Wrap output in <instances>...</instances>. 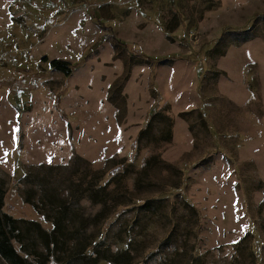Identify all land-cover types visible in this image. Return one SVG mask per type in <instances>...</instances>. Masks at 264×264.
<instances>
[{
  "label": "rangeland",
  "instance_id": "obj_1",
  "mask_svg": "<svg viewBox=\"0 0 264 264\" xmlns=\"http://www.w3.org/2000/svg\"><path fill=\"white\" fill-rule=\"evenodd\" d=\"M121 159L144 202L103 239L125 264L166 262L170 231L200 264H264V0H0L1 211L48 232L46 194Z\"/></svg>",
  "mask_w": 264,
  "mask_h": 264
},
{
  "label": "trees",
  "instance_id": "obj_2",
  "mask_svg": "<svg viewBox=\"0 0 264 264\" xmlns=\"http://www.w3.org/2000/svg\"><path fill=\"white\" fill-rule=\"evenodd\" d=\"M115 43L121 45L117 40ZM40 61L47 62L50 69L65 77L74 69L73 65L60 59L47 60L43 56ZM152 118L153 115L138 132L133 148L140 140L153 142V137H150ZM157 139L167 141L169 132H165L162 137H156ZM153 159L155 158L151 157L146 161L140 174L144 173L145 167L152 165ZM128 165L126 159H121L105 174L91 171L88 176L85 172L78 173L77 170L69 172L68 178L64 181L66 182L64 197L54 193L46 194L49 204L53 207L51 215H45L51 220V229L48 232L34 221L12 218L2 212L4 192L0 188V259L6 264H47L49 258L56 264H97L99 261L125 264V251L111 252L103 239L109 225L119 214L129 208L136 210L144 206V202L140 203L137 199H127L130 194L122 186L121 180L128 171L126 168ZM104 175L106 179L103 182ZM74 176L76 178L73 181ZM143 178L135 177L133 186L137 188ZM114 189L121 192L115 193ZM83 200L89 202L91 206L99 205L97 211L93 214L85 212L80 204ZM130 200H136L135 207L130 203L127 205ZM108 212L110 213L106 215ZM173 243L178 251L174 250L171 257L162 264H200L194 250L189 249V252H186L185 243L174 241L171 231L159 244L166 247ZM13 244L17 246V250Z\"/></svg>",
  "mask_w": 264,
  "mask_h": 264
},
{
  "label": "snow or ice",
  "instance_id": "obj_3",
  "mask_svg": "<svg viewBox=\"0 0 264 264\" xmlns=\"http://www.w3.org/2000/svg\"><path fill=\"white\" fill-rule=\"evenodd\" d=\"M5 155H7V153H5Z\"/></svg>",
  "mask_w": 264,
  "mask_h": 264
}]
</instances>
